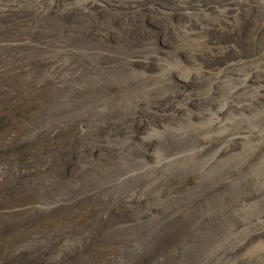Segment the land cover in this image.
Here are the masks:
<instances>
[{
	"label": "rangeland",
	"instance_id": "rangeland-1",
	"mask_svg": "<svg viewBox=\"0 0 264 264\" xmlns=\"http://www.w3.org/2000/svg\"><path fill=\"white\" fill-rule=\"evenodd\" d=\"M87 1L92 5L86 8L79 4V0H0V152L7 153L9 159L15 158L11 163H0V189L4 195L0 210L1 214L6 209L16 210L15 213L10 211L8 217L2 216L0 235L6 231L4 228L7 225L9 229L15 226L18 233H23L26 227H37L41 222L65 220L61 227L37 239L38 242L16 249L0 264H215L222 260L255 264L242 257L248 247L257 243L261 235L264 236V229L263 233L254 232L232 248H222L220 257L219 252L213 251L222 242L220 236L230 227L235 225L241 228L245 224L255 223V216L242 222V215L247 213L231 215L233 209L236 211L258 200L259 195L254 191L257 177L251 172L247 173L250 169L234 172L228 184L219 183L216 177L209 178L211 181L215 179L211 182L206 179L208 176L203 177L199 172L154 163L153 149L168 151L173 148V152L175 148L193 142L194 135L190 139H178L176 134L168 133L163 137L143 139L148 125L176 126L180 122L182 109L210 105L208 99L202 100L198 106L191 101L195 97L199 98L197 95L208 86L210 79L213 81L215 72L219 70L217 73L223 75L218 67L223 63L220 55L215 56L205 48L190 53L180 47V50L174 49L176 55H193L204 69L201 72L203 76L194 74L197 79L191 75L186 85L184 81L174 78L168 87L155 89L146 96L143 94L140 103L136 102L140 107L138 109L124 102L122 92L125 88L122 83H126L125 86L128 84L130 93L135 94L139 85L133 86L132 81L138 79L131 76L129 71L135 67L130 64L136 63L140 54L148 53V48L157 47V40L166 42L163 36L160 37L162 39L156 38L146 20L163 23L165 27L170 26L164 23L171 22V15L166 11L165 14L154 10L148 11L150 13L141 12L139 8L131 12L117 7L94 9L95 3L112 1L111 4L128 5V0ZM144 2L150 3L151 0ZM178 4L172 3L175 9ZM219 35L221 33H218L221 38ZM108 36H111V40ZM213 38L217 39V36L213 35ZM230 38L234 39L232 41L235 44L225 51L232 50L234 53L246 49V44L240 46L239 41H236L238 37L235 39L230 35ZM257 38L251 36L249 40L253 42L249 43L258 44ZM206 39L209 45L217 41L211 42L208 36ZM120 45L121 51L117 47ZM80 46L94 51L101 46L108 47L111 57L108 54H96V59L90 61ZM159 49L160 54L173 53L169 47L168 50L166 47ZM129 59L135 60L128 63ZM115 61L124 65L121 66L124 70L116 66ZM149 67L145 62L144 69L151 74L153 70ZM64 71L67 73L64 74ZM121 71H127L128 74H122ZM118 72L127 74L123 76V81ZM253 81L252 78L248 83ZM214 90L217 92V86ZM116 98H121L120 103ZM178 102L183 103L184 108ZM238 106L236 102L232 104L233 109ZM123 108H126L125 111ZM21 110H29L30 115L20 117ZM216 137L211 145L214 143V147L218 148L222 138ZM243 175L246 177L243 178ZM236 178L242 180L240 184L236 183ZM54 181L65 187L59 185L57 193L50 199L47 190ZM260 204L254 212L256 215L264 214V200ZM88 213L90 219L85 220L84 216ZM77 215L83 218L79 217L77 221L74 219Z\"/></svg>",
	"mask_w": 264,
	"mask_h": 264
},
{
	"label": "bare ground",
	"instance_id": "bare-ground-1",
	"mask_svg": "<svg viewBox=\"0 0 264 264\" xmlns=\"http://www.w3.org/2000/svg\"><path fill=\"white\" fill-rule=\"evenodd\" d=\"M92 1H90V2H92ZM128 1H130L128 3V5L120 4V3L119 4H111V3H113L112 1H111V3L110 2L107 3L104 1L105 4L95 3L94 4L95 7L94 6H92V7H94V9L95 8L108 9V8H113V7L116 8L117 7V8L125 10V12H131L133 10H136V8H139L141 12H144V11L148 12V11L154 10L156 12H159L160 14L161 13L163 14L164 11H166V12H169L168 13L169 16L171 15V22L169 21L170 23H164V24L170 25V26L164 27L162 25L163 23L162 24L161 23H155V22L150 23V21L148 19L146 20V24L149 26L150 30L152 32L153 31L155 32V35L157 36L156 38H159V39L163 38L166 40V42L161 43L159 40H157V43H156L157 47L148 48L149 49L148 53H151V54H148L147 52L144 51L146 54L143 53L142 55L140 54L139 56H137L139 53L138 52H137L138 54L135 53L136 56L138 57V59L140 58V60L137 59L136 63H132L135 59L134 60L129 59V61L126 60L128 63H132L130 65L134 66L135 68H138V69H135V68L132 69L131 68V71H129V69H128V71L131 73V76L138 79V81H136L135 79H134V81H132L133 86L134 85L136 86L137 84L139 86L137 85L138 89H137L136 93L131 94L130 90L128 88V84H127V86H125L126 83L125 84H124V82L122 83L124 85V88H125L122 92L123 93L122 95L124 96L123 100L125 103H127L129 105L132 104L133 106L136 107L137 106L136 102L140 103V101L142 100L141 96H143V94H144V96H146V94L148 92L153 93L154 91H156L155 89H159L162 87L163 88L168 87L170 83H173L172 80L174 78H177V79H180L181 81H184L185 85H186V83H188L187 82L188 79L191 78V75H193L192 78L195 77V75H198V77H199V75L203 76L201 74V72H203L204 69L202 70V67L200 66L201 64L198 63V61H196L194 59L193 55H192L193 57L191 55L190 56H188V55L183 56V54L182 55L181 54L176 55L174 49H177V48L179 49V47H180L183 49V51L185 49H187L190 53L192 51H197V50L205 48V49H209L211 54L214 53L215 56L220 55V60L222 59L221 61L223 63L221 62L222 64L220 63L221 65H219V66L217 64V66L219 67L220 72H223V75H220L219 73H217V72H219V70L217 71V69H216L217 72H215V74L213 73L214 74L213 81H211L212 79H210V80L208 79L210 81V83L208 82L209 83L208 84L206 82V84H208V86H206L205 89H202L203 91L197 95V96H199V98L195 97L194 100L192 99L193 101L190 100L191 103L198 106L202 100L205 101L208 99L211 102L210 105L208 104L209 106H207L205 104L206 105L205 107L199 106V107H196L195 109H187V110L182 109V115L181 116L179 115L180 116V122L176 126H173V125L169 126L167 124H164V125L160 124L162 126L151 127V125H150V127H151L150 128L148 125V128L145 131L144 136H143L144 137L143 139L150 140L151 139L150 137H152V136H157V138H158V136L163 137V135H165V134L168 135V133L176 134V136L175 135L174 136L177 137L178 139L184 138V137L189 138L192 135H194L195 138H193V142L189 141L191 143H189V144L186 143L184 146H181L178 149L175 148V150H173V152H172L173 148H171V150H170L167 147L166 148L169 149L168 151H166V150L163 151L161 149H153L152 155L154 154V159L153 158L152 159L154 160V163H156L158 165L164 164V166H167V167L173 166L174 168L179 167V168H183L186 170L189 169L191 172H199L203 177H204V175L206 177L208 176V178L205 177L206 179H209V178L212 179V178L216 177L217 180L219 181V183L222 182L223 184H228L230 181H232L231 178L234 177L233 173L237 172L240 169H243V170L244 169H250L249 172H247V173L251 172V174H253L254 176L257 177V182L254 185V187H255L254 191L256 193H258V195H259L257 202L254 204L249 203L250 204L249 206H245L242 204L243 206H241L238 210L234 211V209H233L232 210L233 214H231V215H234V214L241 215V214L247 213V215H245V216L242 215L243 216V217H241L242 222H244V221L247 222L248 218L255 216L256 217V219L254 221L255 223L251 222V224H248V225L245 224V226L241 227V228H237L235 225L232 226L233 228L232 227H230L229 229L227 228L228 230L225 233H223L222 236H220L222 238V242L220 243L221 245L219 243H217V244H219V247H217L213 250L216 253L219 252L218 255L220 257L222 255V251H221L222 248L224 249V247H226V246H229L230 248H232L236 244L242 243L249 235H251L254 232L255 233L257 232L259 234L263 233V229H264V214L263 215L262 214L256 215L254 213L258 209L257 206L259 207V204L262 203L264 200V0H157V1L151 0L150 3L144 2V0H128ZM27 2H29V1H27ZM174 2L179 3L177 5L176 9L174 8V5H172V3H174ZM117 3H118V1H117ZM121 3H123V1ZM135 3L137 4L136 6L133 5ZM79 4L84 5L86 8L89 7V5H92L87 0H79ZM79 4L77 3V7ZM80 8L82 9L81 6H80ZM68 9H70V7H68ZM177 10H180L182 12H177ZM84 12H86L85 9H84ZM108 13H109V11H108ZM148 13H150V12H148ZM128 17H129V15H128ZM163 17H165V16H163ZM155 18H157V17H155ZM158 19L160 20V18H158ZM161 22H164V21H161ZM120 24H122V23H120ZM124 26H125V24H124ZM129 27H130V25H129ZM129 27H127V28H129ZM121 28H122V26H121ZM123 31H125V30H123ZM114 32L112 34H114ZM116 32H117V30H116ZM218 33H221V35H219V36H221V38L218 37ZM86 35H87V33H86ZM117 35L115 34V36H117ZM122 35H124V34H122ZM213 35L217 36V39L213 38ZM230 35H233L234 38H235L234 35H237L238 40H236V41L237 42L239 41L238 43L241 44L240 46H243V44H246V49L245 50L241 49L242 51H245V52H242V51L235 52L234 51L235 54L239 53V54L235 55L232 50L225 51V49H227L231 46H234V44H235V42L232 41L234 39L230 38ZM161 36H163V37L160 38ZM206 36H208V39H210V41L211 40H215V41L217 40V41L216 42L214 41L215 43H210V45H209V43L206 39ZM251 36H252V38L258 37L259 43L258 44L256 43V45H254V43H249L250 41L253 42V40H249V38ZM114 39L117 40L118 38H114ZM127 39H128V37H127ZM245 39H247V40H245ZM257 39H255V40H257ZM98 40H99V38H98ZM110 40H111V38H110ZM167 40H168V42H167ZM223 40H225V41H223ZM125 41H126V39H125ZM127 41H129V39ZM115 42L118 43L117 41H115ZM145 43H148V42H145ZM152 43H151V45H152ZM138 44H140V42ZM141 44L143 45V43H141ZM117 45H119V44H117ZM95 46H93V47H95ZM130 46H132V45H130ZM80 47H83V46H80ZM80 47H79V49H81ZM85 47H83L84 49L82 50V52H83V54L86 55L87 58L90 59V61L94 60V58H95L94 56L96 54L97 55L98 54L99 55H101V54L105 55V54L109 53L108 47L107 48L102 47V46L100 48L98 47L99 49L97 48V50H95L97 52H95L93 49H88L89 47L88 48H85ZM117 47H120L119 51L122 50L121 45L117 46ZM164 47H166L167 50H168V47L171 48L173 50V53L169 51V53H171V54H169V53L168 54H166V53L160 54L159 48L162 49ZM90 48H91V46H90ZM112 48H114V47H112ZM144 48L143 49L141 48L142 51L144 50ZM115 49H116V47H115ZM124 49H126V48H124ZM128 49H130V48H128ZM131 49H133V48H131ZM138 50H140V49H138ZM106 51H108V52L106 53ZM142 51H141V53H142ZM201 51H200V53H202ZM111 53H112V51H111ZM118 53H120V52H118ZM179 53H180V51H179ZM206 53H208V52L206 51ZM116 55H114V56H116ZM121 55L122 54H119V56H121ZM81 56H82V54H81ZM128 56H126V57H128ZM215 56H213V57H215ZM66 57H67V55H66ZM97 57H99V56H97ZM123 57L125 58V56H122V58ZM213 57H211V58H213ZM101 59H102V57H101ZM97 60H99V59L97 58ZM65 61H66V59H65ZM120 61L122 62V59ZM126 61H125V63H126ZM201 61L199 59V62H201ZM95 62H96V60H95ZM145 62L150 66L149 68H151L153 70V72L155 71V73L153 75H152L153 72L151 74H148L146 72V70L144 69ZM208 62H210V61H208ZM111 63H113V62H111ZM120 63L115 61L114 64H116V66L121 68V66H124V65H120ZM121 64H123V63H121ZM90 67L92 68V66H90ZM105 67L107 68L108 66H105ZM114 67H115V65H114ZM139 68H141L142 70H140ZM88 69H89V67H88ZM121 69H123V68H121ZM112 70H113V68H112ZM110 71H111V69H110ZM206 72H207V70H206ZM65 73H67V72L64 71V74ZM68 73H69V71H68ZM118 73H116V74H118ZM121 73H122V71H121ZM123 73H127V71L126 72L124 71ZM210 73H211V71H210ZM210 73L208 75H210ZM122 74H120L121 76L119 75L121 77V79L123 78L124 75L126 77V75L128 73L124 74V75H122ZM70 75H72V74H70ZM201 76H200V78H201ZM206 76H204V77H206ZM209 77H212V76H209ZM195 78H197V77H195ZM252 78L254 81L251 84H249L248 81H250ZM94 79H96V78H94ZM112 79H114V77ZM99 80H101V79H98V81ZM124 80H125V78H124ZM131 80H132V78H131ZM202 80H203V78H202ZM206 80L207 79H205L204 81H206ZM83 81H86V80H83ZM121 81H123V79ZM130 81L128 80V82H130ZM111 83H112V81H111ZM105 84H103V85H105ZM118 84L122 85V84H120V82ZM98 85L100 86V84H98ZM115 85H116V83H115ZM196 85H197V83H196ZM131 86H132V84H131ZM216 86L218 88L217 92L214 90V87H216ZM119 89H120V87H119ZM170 89H171V87H170ZM109 91H110V89H109ZM166 91L167 90H165V92ZM199 91H201V90H199ZM105 92H106V99H108L107 98L108 97L107 91L105 90ZM117 92H116V94H117ZM119 92L121 95V91H119ZM196 92H198V91H196ZM114 95H115V93H114ZM154 95H156V94H154ZM157 95H158V93H157ZM119 97H117V98H119ZM148 97H149V95H148ZM106 99L104 98L103 100H106ZM120 99L119 100L117 99L119 101V103H120ZM186 99L189 100L188 97ZM99 100H97V101H99ZM103 100H100V101H103ZM145 100H146V102H148V100L146 98H145ZM166 100H165V102H166ZM182 101H183V99H182ZM234 102L239 104V106L235 109H233V107H232V104ZM97 103H99V102H97ZM104 103H105V101H104ZM122 104H124V103H122ZM179 104H178V106H179ZM99 105H101V104H99ZM182 105H184V104L181 103L180 106L183 107ZM187 105H188V103H187ZM102 106H103V104H102ZM138 106H137V108H138ZM125 107H128V105ZM178 108L179 107H177V109ZM123 109L125 111L126 108H123ZM179 112L181 113L180 110H179ZM137 115H138V113H137ZM220 116H222L221 119H220ZM130 117L131 116H129V119H130ZM132 121H133V119H132ZM145 128H146V126H145ZM141 129L142 128H140V130ZM172 134H171V136H172ZM216 136H219L222 138V143L219 144L220 146L217 145L218 148L214 147V145H213L214 143L212 144L213 146L211 145V141L214 140V138ZM137 137H138V135H137ZM218 139H220V138H218ZM152 140H153V138H152ZM181 141H182V139H181ZM160 147H158V148H160ZM161 148H163V147H161ZM145 154H147V153H145ZM145 154H143V155H145ZM148 155H150V154H148ZM140 157H138V158H140ZM141 159H143V158L141 157ZM147 162H149V161H147ZM138 163H139V161H138ZM140 163H141V160H140ZM144 164H145V162H144ZM138 165H140V164H138ZM149 165H152V164H149ZM140 166H143V165H140ZM135 167H137V166H135ZM244 171H246V170H244ZM166 172H168V171H166ZM241 172H243V171L241 170ZM242 177L244 178L246 176L243 175ZM236 179L238 180V178H236ZM214 180L215 179H213V181H211V180L210 181L214 182ZM241 181L242 180L240 179L236 183L240 184ZM263 207H264V205H263ZM234 226H235V228H234ZM244 256L242 258L246 259L249 262H253L255 264H264V236L261 235V238L257 243L248 247V250L246 251V254ZM242 258H240V259H242ZM206 260H207V258H206ZM201 264H203V262H201ZM215 264H236V261H223L222 260V261L217 262Z\"/></svg>",
	"mask_w": 264,
	"mask_h": 264
},
{
	"label": "trees",
	"instance_id": "trees-1",
	"mask_svg": "<svg viewBox=\"0 0 264 264\" xmlns=\"http://www.w3.org/2000/svg\"><path fill=\"white\" fill-rule=\"evenodd\" d=\"M0 81H2V78L0 79ZM6 109L10 110V108H6ZM25 115H26V117L30 115L29 110L28 111H22L21 110V112L19 113L20 117L25 118ZM14 159H9V155L7 153L0 152V163H2V164L11 163V162H13L12 160H14ZM59 185H61L62 187H65L63 184L57 183L55 181L49 186L47 192H49L48 196L50 199H52L54 197V195L57 193ZM2 201H4V195L2 194V191L0 189V204L2 203ZM10 211L11 210L6 209L3 211V214H1L2 211L0 210V223L3 221L2 216L6 215V217H8V213ZM19 211H22V210H19ZM15 212H16V210L11 211V213H15ZM4 213H6V214H4ZM79 217L80 216H78V215L74 216V219H76L78 221ZM80 218H83V217H80ZM84 219L89 220L90 219V213L85 215ZM64 222H65L64 219H55V220H53L51 222H47V223L41 222L37 227H26L27 229L23 233H18L16 231L15 226H11L9 229L8 225H7L4 228L6 231H4L0 235V261H5L11 253H14L16 251V249H18V248L21 249L23 247L29 246L33 242H38V241H36L37 239L44 237L50 231H53V230L61 227L64 224Z\"/></svg>",
	"mask_w": 264,
	"mask_h": 264
}]
</instances>
